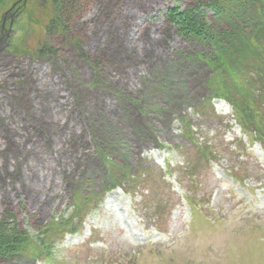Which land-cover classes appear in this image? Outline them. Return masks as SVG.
Returning a JSON list of instances; mask_svg holds the SVG:
<instances>
[{
	"label": "rangeland",
	"instance_id": "374dc122",
	"mask_svg": "<svg viewBox=\"0 0 264 264\" xmlns=\"http://www.w3.org/2000/svg\"><path fill=\"white\" fill-rule=\"evenodd\" d=\"M18 1L0 0V222L33 244L0 264H264V150L171 19L220 29L207 0H26L3 19Z\"/></svg>",
	"mask_w": 264,
	"mask_h": 264
},
{
	"label": "trees",
	"instance_id": "16d2710c",
	"mask_svg": "<svg viewBox=\"0 0 264 264\" xmlns=\"http://www.w3.org/2000/svg\"><path fill=\"white\" fill-rule=\"evenodd\" d=\"M207 3L205 8L212 11L214 23L220 29L214 28L205 12L194 14L192 11H183L171 19L186 25L188 36L212 50L208 58H205V65L214 74L212 82L219 83L215 97L231 105L244 132L254 135L257 140H263L264 0H207ZM67 10V6L55 2L53 18L46 25L47 34L63 32ZM50 51L46 47L40 50L45 54ZM234 94L238 99L230 97H234ZM183 124L190 129L185 121ZM202 148L207 149L206 145ZM69 219L63 222L61 219L55 220L57 225L65 224L66 231L60 234L61 237L75 233L73 224L68 223ZM31 237L29 232L19 229L11 220L8 223L0 222V259L10 260L20 255L28 257L24 253L33 244ZM39 239L34 238L35 243L43 247Z\"/></svg>",
	"mask_w": 264,
	"mask_h": 264
},
{
	"label": "water",
	"instance_id": "95a60500",
	"mask_svg": "<svg viewBox=\"0 0 264 264\" xmlns=\"http://www.w3.org/2000/svg\"><path fill=\"white\" fill-rule=\"evenodd\" d=\"M23 1V3L26 1V0H19L18 2L14 3L11 8L9 10H7L4 14H3V17L6 16L7 14L11 13V11L13 9L16 8V6L18 5L19 2ZM10 18H13V15H10ZM2 28H3V25H2ZM5 37L1 38L0 39V51L3 49V41H4Z\"/></svg>",
	"mask_w": 264,
	"mask_h": 264
}]
</instances>
